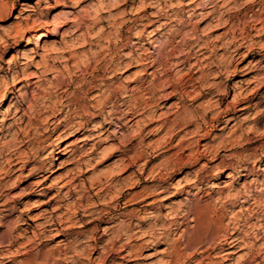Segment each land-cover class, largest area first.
<instances>
[{
    "label": "clouds",
    "instance_id": "clouds-1",
    "mask_svg": "<svg viewBox=\"0 0 264 264\" xmlns=\"http://www.w3.org/2000/svg\"><path fill=\"white\" fill-rule=\"evenodd\" d=\"M257 89L264 0H0V264H264Z\"/></svg>",
    "mask_w": 264,
    "mask_h": 264
},
{
    "label": "rangeland",
    "instance_id": "rangeland-1",
    "mask_svg": "<svg viewBox=\"0 0 264 264\" xmlns=\"http://www.w3.org/2000/svg\"><path fill=\"white\" fill-rule=\"evenodd\" d=\"M222 29H220L219 28V26H217V28H216V31H221ZM238 74V73H237ZM262 90H264V89H257L255 92H253V93H251L248 97H246L244 100H242V101H240V100H238V101H235L234 103L236 104V106L237 107H239V105L240 104H242V103H246V102H248V101H250L255 95H257L258 93H259V91H262ZM169 114H165V115H163V116H161V118L160 119H165V118H167V116H168ZM159 121L158 120H155V119H152V118H150V122L148 123V124H146V127H151V125L153 124V123H158ZM62 143H66V142H62ZM181 143H183V141H181ZM178 147H179V145H177ZM116 151H117V149H114V148H112V149H106L105 150V153H104V158H105V160H107V159H110L113 155H115V153H116ZM27 170V166H26V168H25V171ZM59 171H63V169L61 168ZM128 171V169H124L120 174L121 175H123V174H126V172ZM53 176H55V175H58V173L57 172H53V174H52ZM29 179H31V177H29ZM52 179V177L50 176L47 180H44L43 181V184H47V183H49V181ZM97 179H99V178H97ZM27 181H20L17 185H16V187H14L13 189H12V191H17L24 183H26ZM59 182V181H58ZM139 185H134L132 188H130L129 189V191H135V189L138 187ZM55 189L54 188H52V189H45V191H48V192H52V191H54ZM36 195V193H34V194H31V195H28V193L26 194V195H24V196H21L20 197V199L21 200H23V199H27L28 198V196H35ZM149 199H151V197H149ZM51 203H54V201H51ZM48 206L49 205H40V207H42V208H48ZM33 211H36V209H33ZM57 238H59V237H57ZM242 259H243V257H242Z\"/></svg>",
    "mask_w": 264,
    "mask_h": 264
},
{
    "label": "bare ground",
    "instance_id": "bare-ground-1",
    "mask_svg": "<svg viewBox=\"0 0 264 264\" xmlns=\"http://www.w3.org/2000/svg\"><path fill=\"white\" fill-rule=\"evenodd\" d=\"M229 111L231 112V109H229ZM31 194H34V193H28V195H31ZM43 205H48V204L46 203V204H43Z\"/></svg>",
    "mask_w": 264,
    "mask_h": 264
}]
</instances>
